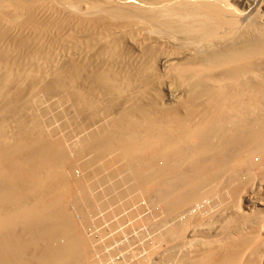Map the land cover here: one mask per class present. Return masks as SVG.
I'll use <instances>...</instances> for the list:
<instances>
[{
    "label": "bare ground",
    "instance_id": "obj_1",
    "mask_svg": "<svg viewBox=\"0 0 264 264\" xmlns=\"http://www.w3.org/2000/svg\"><path fill=\"white\" fill-rule=\"evenodd\" d=\"M226 1L0 0V165L23 172L63 156L69 166L95 131L104 147L87 161L99 174L64 178L116 175L104 195L115 211L164 189L148 164L158 154L163 163L176 134L160 139L159 129L264 124V19L238 24ZM171 86L179 92L164 102Z\"/></svg>",
    "mask_w": 264,
    "mask_h": 264
},
{
    "label": "rangeland",
    "instance_id": "obj_2",
    "mask_svg": "<svg viewBox=\"0 0 264 264\" xmlns=\"http://www.w3.org/2000/svg\"><path fill=\"white\" fill-rule=\"evenodd\" d=\"M227 2L238 24L264 19V0ZM169 90L161 91L164 102L179 92ZM238 121L159 129L160 139L176 134L163 163L158 154L148 164L149 182L165 181L164 189L148 199L115 201V211L104 195L117 186L116 175L71 184L64 178L72 168L99 174L100 163L87 161L104 147L95 131L85 132L89 145L69 166L63 156L50 168L41 164L44 177L30 164L23 172L17 164L0 165V264H214L219 246L220 264H264V124ZM58 180L65 184L60 189Z\"/></svg>",
    "mask_w": 264,
    "mask_h": 264
}]
</instances>
